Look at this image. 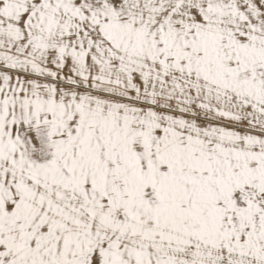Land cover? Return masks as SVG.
Returning a JSON list of instances; mask_svg holds the SVG:
<instances>
[{"label":"snow or ice","instance_id":"1","mask_svg":"<svg viewBox=\"0 0 264 264\" xmlns=\"http://www.w3.org/2000/svg\"><path fill=\"white\" fill-rule=\"evenodd\" d=\"M0 264H264V0H0Z\"/></svg>","mask_w":264,"mask_h":264}]
</instances>
